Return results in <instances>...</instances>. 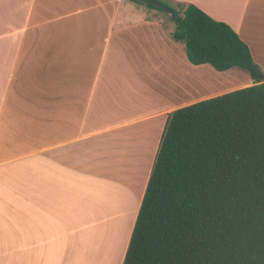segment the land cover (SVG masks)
Here are the masks:
<instances>
[{"label":"crops","instance_id":"crops-1","mask_svg":"<svg viewBox=\"0 0 264 264\" xmlns=\"http://www.w3.org/2000/svg\"><path fill=\"white\" fill-rule=\"evenodd\" d=\"M164 1L229 24L264 81V0ZM136 7L147 8L0 0V264L71 259L84 234L78 264H122L167 114L254 83L234 68L202 73L207 64H191L156 13ZM207 76L224 87L200 93ZM103 227L116 228L110 246Z\"/></svg>","mask_w":264,"mask_h":264},{"label":"trees","instance_id":"trees-1","mask_svg":"<svg viewBox=\"0 0 264 264\" xmlns=\"http://www.w3.org/2000/svg\"><path fill=\"white\" fill-rule=\"evenodd\" d=\"M171 9L182 15L171 37L191 64L244 69L254 83L167 114L122 264H264L259 66L226 22L192 3Z\"/></svg>","mask_w":264,"mask_h":264},{"label":"rangeland","instance_id":"rangeland-1","mask_svg":"<svg viewBox=\"0 0 264 264\" xmlns=\"http://www.w3.org/2000/svg\"><path fill=\"white\" fill-rule=\"evenodd\" d=\"M164 1V0H163ZM166 4H167V7H171V4L170 3H168V2H166V1H164ZM166 6V5H165ZM137 9H139V10H137V11H135L134 13L136 14V16L137 17H141V16H139V14H141V13H143V15H144V17H153V15L155 14L158 18H160L161 20H162V22H163V27H164V29H165V32L167 33V35L168 36H170L171 37V32L174 30V25H175V22H173V21H171L170 19H169V17H168V14H166L165 12L164 13H162V12H160V11H158V10H156V9H151V8H145V7H136ZM113 28L115 29L116 28V26H113ZM172 38V37H171ZM206 68H210L211 70H212V72H213V74L214 75H216V76H220V77H225V75H227L228 73H226V72H224V71H215L213 68H211L210 67V65H205V67H203L202 68V70L201 71H203L202 73H208V72H205L204 70H206ZM233 70H235V71H240V72H246L244 69H240V68H234ZM221 72H223V73H221ZM210 76H207V78H205L206 79V86H205V84H201L200 85V93H206V94H213V93H215V91L218 89V88H220V87H224V86H221L220 85V83L219 82H216V83H212L211 82V79L209 78ZM204 79V78H203ZM202 79V80H203ZM225 85V84H224ZM227 88H223L222 89V91H225ZM152 104H148V103H144V108H143V110H144V112L145 111H149L150 109H152L154 106H151ZM148 155H149V153H146V155H145V158H146V160H147V158H148ZM103 229V236H102V238H103V241L107 244V245H109L108 243L109 242H112V240H114V239H110V237H112V235H115V233H116V228L115 227H109V228H102ZM102 229H101V231H102ZM87 235V234H86ZM86 235L84 234L83 235V237H79L78 239H76V241L74 242V245H73V251H74V255H72L71 256V259H67V260H64L63 261V259H60L56 264H78L79 262H81L82 261V263H84L85 262V260H87L88 261V259H87V257H85V254H84V257H82V260L80 259V256H79V253L82 251H87V248H85L86 247V245H87V242L85 241V237H86ZM108 242V243H107ZM96 244H99V243H97L96 242ZM106 245V246H107ZM110 246V245H109ZM95 247V246H94ZM95 248H98V246H96ZM77 261H78V263H77ZM86 261V262H87ZM103 262V260H100V262H98V263H96V264H103L102 263ZM89 264H92V262L91 261H89Z\"/></svg>","mask_w":264,"mask_h":264},{"label":"water","instance_id":"water-1","mask_svg":"<svg viewBox=\"0 0 264 264\" xmlns=\"http://www.w3.org/2000/svg\"><path fill=\"white\" fill-rule=\"evenodd\" d=\"M153 4H155L157 6H160L166 14L170 15L171 18L174 20L175 24H177V23H179L181 21L182 15L178 14L177 12L172 10L171 8L165 6L160 1L154 0Z\"/></svg>","mask_w":264,"mask_h":264},{"label":"bare ground","instance_id":"bare-ground-1","mask_svg":"<svg viewBox=\"0 0 264 264\" xmlns=\"http://www.w3.org/2000/svg\"><path fill=\"white\" fill-rule=\"evenodd\" d=\"M121 155V154H120ZM113 192V191H112ZM128 204V203H127ZM119 207V206H118ZM95 237V236H94ZM87 242H89V241H87ZM91 255V254H90ZM89 258V257H88ZM89 264V263H88Z\"/></svg>","mask_w":264,"mask_h":264}]
</instances>
